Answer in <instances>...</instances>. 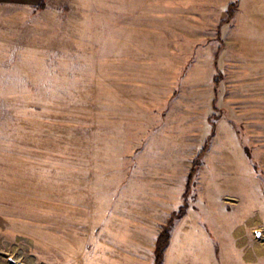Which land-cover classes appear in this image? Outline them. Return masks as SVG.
Masks as SVG:
<instances>
[{
  "label": "rangeland",
  "instance_id": "obj_1",
  "mask_svg": "<svg viewBox=\"0 0 264 264\" xmlns=\"http://www.w3.org/2000/svg\"><path fill=\"white\" fill-rule=\"evenodd\" d=\"M226 2L0 0V264H152L184 203L213 264H264V48L224 40L264 33Z\"/></svg>",
  "mask_w": 264,
  "mask_h": 264
},
{
  "label": "crops",
  "instance_id": "obj_2",
  "mask_svg": "<svg viewBox=\"0 0 264 264\" xmlns=\"http://www.w3.org/2000/svg\"><path fill=\"white\" fill-rule=\"evenodd\" d=\"M232 0H227L225 6L220 12L219 20H222L226 14L227 6L232 3ZM224 27L230 28H238L244 27V29L250 28L251 30H257L260 33H264V0H238V6L235 12L233 19L226 25H223L221 29ZM240 39V40H239ZM236 38H226L224 37L225 43L230 44L232 49H239L240 47H256L258 49L264 48V39L262 41L258 40V42L254 45V43H248V40L244 37ZM242 40V41H241ZM252 41V39H251ZM264 50V49H262ZM264 52V51H262ZM258 80L259 84L256 86L257 96H260L262 106H264V66H260L258 70ZM224 85V84H223ZM235 85V84H234ZM237 86V85H236ZM224 87V86H223ZM235 87V86H234ZM225 89V87H224ZM232 91V103L231 107H236V103H238V87L233 88ZM255 89L243 87L240 93H245V97L251 96ZM234 93V94H233ZM251 93V94H249ZM240 97V96H239ZM250 99V98H249ZM237 108V107H236ZM187 216V215H186ZM184 216L182 219L177 220L171 230L170 240L167 248L164 251V257L162 264H213V254H212V246L207 238L206 232L202 231L199 225H185L181 227V222L186 217ZM156 232L154 235V242L151 246V252L154 253L155 242L157 236L159 234L160 229L156 228ZM244 228H239L236 232V238H239L240 243L239 246L245 245L243 242V232ZM199 232L197 235L200 236L201 241L195 242L193 239H196L197 236L194 234ZM248 250V249H247ZM251 250V249H250ZM258 246H255L254 252L257 253ZM208 259V263L204 261ZM154 264V259L153 263Z\"/></svg>",
  "mask_w": 264,
  "mask_h": 264
},
{
  "label": "trees",
  "instance_id": "obj_3",
  "mask_svg": "<svg viewBox=\"0 0 264 264\" xmlns=\"http://www.w3.org/2000/svg\"><path fill=\"white\" fill-rule=\"evenodd\" d=\"M237 8V1L231 3L228 5L227 11H226V18L221 21L220 25L228 23L234 15V11ZM206 147L198 154V156L194 159V162L192 164V167L189 171L188 177H187V183H186V191L185 195L190 192V188L192 185V180L193 177L197 171V167L199 166L200 160L204 154ZM186 209H187V203H184L179 211L177 213H173L171 217L168 219L166 225L163 227L161 232L159 233L156 243H155V248H154V264H162L163 257H164V251L167 248L170 240V232L171 228L173 226L174 221L181 219L185 214H186Z\"/></svg>",
  "mask_w": 264,
  "mask_h": 264
}]
</instances>
